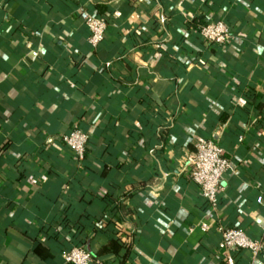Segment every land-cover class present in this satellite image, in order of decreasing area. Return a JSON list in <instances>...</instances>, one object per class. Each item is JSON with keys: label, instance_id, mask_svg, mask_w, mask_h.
<instances>
[{"label": "crops", "instance_id": "obj_1", "mask_svg": "<svg viewBox=\"0 0 264 264\" xmlns=\"http://www.w3.org/2000/svg\"><path fill=\"white\" fill-rule=\"evenodd\" d=\"M95 4L109 25L92 48L80 12ZM211 20L230 29L224 48L198 33ZM76 127L81 164L62 142ZM210 139L236 164L216 207L187 161ZM258 196L264 0H0V264H66L70 234L52 238L66 209L94 264L127 243L126 264H264ZM218 223L263 239L260 255L225 257Z\"/></svg>", "mask_w": 264, "mask_h": 264}, {"label": "built area", "instance_id": "obj_2", "mask_svg": "<svg viewBox=\"0 0 264 264\" xmlns=\"http://www.w3.org/2000/svg\"><path fill=\"white\" fill-rule=\"evenodd\" d=\"M81 17L88 30L87 41L92 48L102 42L107 22L96 14L81 9ZM198 33L203 42L217 49L224 48L232 38L229 27L223 20H211L198 26ZM89 134L76 127L62 136V142L71 149L76 161L81 164L85 157ZM190 180L199 189V193L207 204L216 207L219 192L222 190V179L227 173L234 171L236 164L224 155V150L217 139L198 141L194 151L187 158ZM257 201L264 207V198L258 196ZM207 229L205 224L202 225ZM224 256L230 251L246 250L255 260L263 249V239L251 238L248 234L236 227H229L218 223ZM66 264H94L95 260L89 250L83 246H73L63 254Z\"/></svg>", "mask_w": 264, "mask_h": 264}, {"label": "trees", "instance_id": "obj_3", "mask_svg": "<svg viewBox=\"0 0 264 264\" xmlns=\"http://www.w3.org/2000/svg\"><path fill=\"white\" fill-rule=\"evenodd\" d=\"M93 10H94V12L91 9H89L88 11H90V12L96 14L97 16H99L100 18L104 19L105 22H107V27H108V25H109V18L105 14V7H102V5H99V4H95ZM88 144H89V141L87 142V145H86V151H87V148H88ZM85 157H86V152H85ZM85 157H84L83 162L85 161ZM70 215L71 214L68 213V209H66L65 210V213L63 215L59 216L55 220V222L58 223L59 226L61 227V230L60 231H57V234L55 233L52 236L53 242H55V244H58V245H61L62 244L63 245V242L64 241H63V238H62L63 236L62 235L63 234H70L69 236L72 239L71 240V244L69 246L68 245H64L63 246V254L65 252L69 251L71 249V247H73V246H82V244L85 242V238L84 237H81V233L83 231V223H82L81 220H79L78 222H76V224L78 226L76 228H74L75 229L74 230L75 232L73 233V232L70 231L71 230V226H72L71 222H74V221H72ZM64 232H66V233H64ZM121 246L124 248V253L122 254L121 258L118 260L117 264H126L127 259L129 257V254H130V251H131L132 245H131V243H127V244H122ZM93 258H94V256H93ZM94 260H95V258H94Z\"/></svg>", "mask_w": 264, "mask_h": 264}]
</instances>
